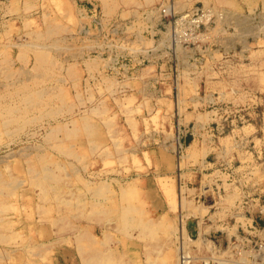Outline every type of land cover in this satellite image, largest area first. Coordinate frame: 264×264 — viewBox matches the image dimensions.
<instances>
[{
    "label": "rangeland",
    "instance_id": "rangeland-1",
    "mask_svg": "<svg viewBox=\"0 0 264 264\" xmlns=\"http://www.w3.org/2000/svg\"><path fill=\"white\" fill-rule=\"evenodd\" d=\"M69 1L74 7V11L67 4L61 6L58 0H0V73L2 74H0V93L6 89H13L15 84L20 81L26 80L30 83L31 75L34 72L31 60L26 63L16 59L13 64L2 61L3 51L13 48V57L16 58L19 48L13 44L24 42L27 45L29 43L27 50L28 54L32 55L34 46L40 42V44L45 45L46 51H50L51 59L56 62L53 79L45 78L43 85L50 87V90H55L59 84L64 85L73 102L71 110H68L61 101H56L51 106H47L46 108L50 111L55 108L63 110V112L57 113V118L45 111L46 108L42 111L37 108L33 109L26 116L36 119L34 122L23 126V130L22 128L18 130L17 124L10 125L7 127L8 129L2 126V129L0 128V135L2 134V137L0 136V169L2 170L3 166L6 168L11 166L12 172L15 171L14 173L19 178H23L21 161L23 160L21 165L24 167L27 165L24 159L26 161L37 153H48L53 161H60L61 164L67 166V169L60 170V173L66 175L67 172L66 176H70L71 188L68 187V190L72 189L77 203L91 198L93 193L90 187L99 181L98 179L107 180V187L109 188H107L106 195L99 196L101 199H105L103 201L106 204H118L120 198L118 186L121 183H127L129 179H139L143 185H149L154 198L165 204L168 197L162 183L169 179V184L175 186L176 193L178 187L183 184L182 186L186 187L184 196L187 201L189 198L183 211L187 212L192 206L207 209L203 216L199 213L195 215L190 213L185 220L183 219L182 223L178 220L180 211L177 207L165 212V224L170 230H168L169 232L179 234L182 226L187 231L186 249L189 251L188 255L191 256L188 257L191 259L190 263L250 264L251 261L255 262L253 254L249 250L252 248L250 243L241 242V249L242 252H246L245 255L238 252L239 248L233 247V243L235 244L237 235H240L243 241L246 240V237L264 236V213L260 211V207L264 204V1L234 0L233 2L232 0L231 2L211 3L206 0L207 4L228 9L231 14L228 24L230 26V22H232V26L227 29H223L221 25L216 26V28L213 26L205 39L188 45L180 52L165 53L159 51L152 53L148 49L146 53L139 52L137 57L126 53L130 46L123 47L125 42H120L121 39L118 40L117 44L113 42L109 45L116 48L118 52H123V54L119 56L117 53L110 56L109 52L102 54L97 47L102 43V38L99 36L88 37L96 40V50H92L90 54L86 49L88 46H85L84 40H86V44L88 40L84 31L87 32L86 27L91 26L95 27L96 31V21L93 19L96 17L98 21L104 20L106 18L105 11L101 8L98 0L92 1L95 5L90 2L89 6L77 0ZM158 1L151 8H157L160 5ZM177 2L181 9L195 4L193 0L191 2L177 0ZM146 9L142 8L139 11L125 9L118 14H113L109 19L120 16L118 18H121L122 22H126L134 17L135 24H138L140 19H144L143 15ZM46 14L47 17H45ZM84 14L90 19L91 24L81 29L79 20L85 16ZM242 17L245 22L236 21ZM232 18L233 20H231ZM50 20L54 23L64 24L68 31L52 38L34 39L31 33L32 29L45 31L46 23ZM143 22L141 23V30L145 36L144 42H147L146 40L151 39V36L143 32ZM42 26L45 28L43 29ZM220 28L222 29L220 30ZM108 29L109 27H105V30ZM128 32L133 36L132 30H128ZM54 38H57L59 46H51ZM99 41L101 42L99 43ZM105 42L107 43V41ZM6 43L9 45L7 46ZM31 43L35 44L31 45ZM80 44L84 46L82 47ZM143 44L140 45L149 48L155 44V41L152 42V45L151 43L150 45ZM2 45H4L3 48ZM48 45L51 46L50 49ZM78 45L81 48L80 46L77 47ZM74 49L75 51L79 50L75 52ZM97 54H101L109 60L108 66L105 65L104 68L98 66L99 70L95 69V75L91 77V71L85 67V60L90 57L94 58ZM53 55L54 58H52ZM32 60L34 61V58ZM68 62L76 63L81 72L79 76L69 78L64 68H60L61 65H68ZM21 66L27 69L29 75L24 73L15 75L13 78L8 76V71L18 70ZM112 66L117 67L121 73H118L115 68L111 69ZM147 67H151V72L145 73ZM100 70L104 71L107 77L113 78L115 76L118 81L119 79L122 80V84L125 85L117 84L111 89L107 88L106 85L100 83ZM125 70L132 77L131 79L123 80L122 72ZM89 77L90 79H88ZM176 77L179 85L177 82L172 83V79ZM58 78L64 79L58 81ZM91 93L94 94L91 95ZM92 107L104 110L103 114L99 115L97 112H92L91 115L95 121L101 123L98 135L89 137L84 134V130L74 132L70 136H67L65 131L50 133V127L57 124L58 121L67 122L68 128H72L73 131L77 126L79 129L82 128V115H85L87 110H91ZM72 119L76 120L73 121ZM46 140L50 141L47 143ZM67 148H73L75 156L67 155L65 153ZM123 154L125 157H120ZM179 162H181L180 166H178ZM50 166L56 167L55 164H50ZM158 176H161V179ZM82 178L88 181L85 182ZM116 178L117 182L115 181ZM79 180L82 181L79 182ZM108 181L111 183L108 184ZM27 182L28 180L22 184L25 188H17L14 193L11 192L15 195L12 199H16L17 202L24 199L19 195L31 194L35 203L36 201L41 202L43 198L41 188H37L30 181ZM87 187L88 189H86ZM8 195L10 194L6 196ZM230 200H233L232 203ZM163 208L158 207L156 214L163 212ZM32 214L31 221L26 216L28 215L27 211L22 206H17L16 209L11 208V211L7 212L4 209V215L13 220L17 232L25 233L29 228L35 230V234H32L29 239L31 242L47 241L46 243L49 242L50 244L59 239L60 234L54 227L48 230V227L39 221L40 213L33 211ZM252 218L255 220V225L257 223L260 225V228H257L260 229L259 231L251 227ZM30 221L31 223H29ZM187 224L199 225L201 230L191 234L187 230ZM83 225V229L85 227L91 228V223H87L86 220ZM41 230L44 233L43 236H40ZM133 231L135 234V230ZM67 234L69 235L68 232L63 235L67 237ZM200 236L208 239V241L204 243L202 240L196 241ZM26 238L18 235L12 238V242L9 240L11 243L9 241L1 243L0 241V256L3 257L0 259V264H23L24 258H19L27 254L22 252L27 248H25L27 245L24 242L29 240ZM62 244H54L51 251L46 252L38 261L33 256L36 261L32 264H57L58 256L62 254V246H75L72 242L70 245L69 243ZM112 245L114 244L112 243ZM241 256L246 257L247 262L243 263ZM78 258L79 256L76 254L70 256V260H73V263L70 264H79L80 259ZM60 259L59 264H67L64 263L63 256ZM190 263L188 262V264ZM171 264H175L174 254Z\"/></svg>",
    "mask_w": 264,
    "mask_h": 264
},
{
    "label": "bare ground",
    "instance_id": "bare-ground-1",
    "mask_svg": "<svg viewBox=\"0 0 264 264\" xmlns=\"http://www.w3.org/2000/svg\"><path fill=\"white\" fill-rule=\"evenodd\" d=\"M58 1L61 4V6L67 4L70 7H72L73 11L75 10L74 7L72 6V3L69 0H58ZM91 1L94 2V0H91ZM157 1L156 0H122V3L124 2L128 6L126 9H132L134 11H137V10L139 11L142 8L143 9L147 8L144 11V13L146 14L147 12L149 13V12L152 11L151 7L153 5H155V3H157ZM231 1L232 0H230V2ZM100 2L102 4L101 8L102 9L104 8V11H105V14H106V18H104L103 22L106 23L105 27L107 28V27H109L110 22L115 18L114 17V18H110L109 19V17L112 16V14L114 13V10L116 9L113 6L114 0H100ZM158 2H159L160 5L162 4V6H170L171 8L173 6V7H175V9H180V10L186 9V8L181 9V7L179 6L180 4H178L177 0H160ZM230 2H229V4H230ZM233 2H234V0H233ZM115 3H117V2H115ZM202 3H204V2H202ZM24 4H23V6H24ZM204 4L211 5L209 3L208 4L204 3ZM96 5H97V3H96ZM118 5H119V3H118ZM213 7H215V6H213ZM30 8H32V7H30ZM149 8H151V9H149ZM216 8H223V7H216ZM9 11L11 12L12 10H9ZM251 11L253 12V10H250V12ZM262 11H263V9H262ZM22 14L24 15V13H22ZM47 14H46L45 17H47ZM71 15H73V13ZM233 16H234V14H233ZM237 16H238V14H237ZM118 17H120V16H118ZM118 17H116V18H118ZM132 19L134 20V17L131 18V20ZM148 20H150V19H148ZM231 20H233V18ZM237 20L243 21L244 19L242 17V18L236 19V21ZM79 21L81 23L80 24L81 25L80 26L81 29H83L86 26H88L89 24H91L90 19L86 15L83 16V18H80ZM239 21H238V23H239ZM135 22H136V20H135ZM243 22H245V21H243ZM141 23H142V19H140L138 21V24L136 26H131V27L127 28V31L128 30H132L131 34L132 35L135 34V37L132 38L130 33L128 32L129 38L125 41V45L123 46V47L130 46L127 49L126 53H129L132 56H136V57L139 56L138 55L139 52H145L146 53V51L148 49L154 48L155 45H156V43H155L153 46H151L149 48L140 45L141 43L142 44L144 43L146 45H150V43H151V45H152V42H154L153 38L146 40L147 42H144L145 41V36L142 34ZM46 24L47 25H46L45 31H43V30L41 31V30H37V29L33 30L32 29L31 33L33 34V38L34 39L52 38L55 35H59L60 33L68 31L67 27H65L64 24H59L58 22L54 23V21L51 22V20H50V22H48ZM227 24H228V21H227ZM43 26H45V25H43ZM43 26H42V28H43ZM240 26H241V24H240ZM215 28H216V26H215ZM244 28H246V27H244ZM221 29L222 28H220V30ZM215 31H216V29H215ZM24 32H26V31H24ZM27 34H28V32H27ZM86 34L89 35L91 33L89 31H87ZM63 37H65V36H63ZM28 38H29V36H28ZM33 38L31 37V39H33ZM87 40H88L87 44H86V40H84L85 41V46L86 47L88 46V48H86V49L91 54L92 50H94V51L96 50L95 49L96 48L95 47V45H96L95 41L96 40L94 41V40H92V38L89 39L88 36H87ZM220 41H221V39H220ZM9 42H10V40H9ZM100 42L101 41H99V43ZM107 43L108 44H113L112 39L107 40ZM117 43H118V41L115 44H117ZM32 44H35V43H31V45ZM8 45L9 44H7V46ZM13 45L18 46V48H19V52L17 51L18 52L17 57L16 58L13 57L14 56V53H13L14 51H13V48H10V49H7V50L3 51V59H2V61L11 62L13 64L16 59L22 60V61H24L26 63L31 60L32 63H33L32 69L34 70V72L31 75L32 79H31L30 83H28L29 81L26 82V80L25 81L23 80V81H20L18 84H15L13 89H6L5 91L0 93V128L2 129V126L7 128V127H9L12 124H14V125L17 124V126H18L17 129L19 130V129L22 128V130H23L24 129L23 126L27 125L28 123L34 122V120L36 119V118H27L28 116H26V115H27L28 112H30V111H32L33 109H36V108L38 110L42 111L44 108H46L47 106H51L56 101H61L64 105L67 106V108L69 110L73 106V102H72L69 94L67 93V90L64 88V85L59 84L56 87L55 90H50L49 89L50 87L48 88V87L43 85V82L45 81L44 80L45 78L53 79V77H54L53 76L54 64L56 63V62L53 61V59H51V56H50L51 54H49L50 51L48 52V51H46L47 49L45 50V45L40 44V42L38 44H36L34 46L32 55L28 54L27 46H29V43L27 45V43H24V42L22 43L21 42V43H14ZM80 45H78L77 47H79ZM138 45H139V47H137ZM3 46L4 45H2V48H3ZM51 46L52 47L59 46L57 38L56 39L54 38L53 43H51ZM51 46H49V49H50ZM81 46H80V48H81ZM99 46H98V48H99ZM244 46H246V45H244ZM102 47H103V45H102ZM78 50H76V51H78ZM74 51H75V49H74ZM58 53H59V51H58ZM60 55H62V54L60 53ZM32 58H34V61L32 60ZM52 58H54V55H53ZM107 58H108V56H107ZM139 60H136V61H139ZM108 61L109 60L105 59L101 54H97L96 57H94V58L90 57V58L85 60V64H86L85 67L88 68V71H91L90 76L94 77V75H95L94 74V70L95 69L99 70L98 66H103V68L105 67V65L108 66ZM68 63H69L68 65H64V66L61 65L60 68L61 69H62V67L64 68V71L66 72V74H67V76L69 78H74L75 76H79L81 72H80L79 68H77L76 63H72V62L71 63L68 62ZM81 68H84V67H81ZM4 69H6V68H4ZM7 69H8V67H7ZM57 69H59V68H57ZM9 70H11V69H9ZM104 70H106V69H104ZM151 70H152L151 67H147V70H146L145 73H149V72H151ZM8 72H9V73H7L8 76H10L12 78L15 77V75H22L24 73L28 74L27 69H25L22 66L18 70L8 71ZM118 72L121 73L120 70H118ZM3 74H4V72H3ZM122 74H123V77H124L123 80L132 78L128 74L127 70L123 71ZM99 77H101L100 83L106 85V87L110 88V89L113 88L117 84L118 85L119 84L120 85H125V84H122V82H123L122 80L119 79V81H118L115 76L113 78L111 76L107 77L105 75V72L101 71V70L99 71ZM135 77H136V75H135ZM63 79L64 78H58L57 80L58 81H61V80L63 81ZM88 79H90V77ZM134 80H135V78H134ZM179 81H181V80H179ZM194 81H195V79H194ZM96 83H97V81H96ZM1 84H3V83H1ZM53 84H55V83H53ZM187 84L189 85V83H187ZM177 85H179V82L177 83ZM188 90H190V89H188ZM100 91H102V90H100ZM184 91H185V89H184ZM93 94L94 93H91V95H93ZM100 95H101V93H100ZM94 100H95V98H94ZM101 109L102 108L98 109L97 107L96 108L92 107L91 110L88 109L87 113L85 115H82L81 120H82V126L83 127L80 128V129L77 126L75 128V130L73 131L72 128L71 129L68 128L67 122L58 121L57 124L52 125L50 127V133L51 134H55L58 131H65L67 136H70L74 132H79V130H84L85 131L84 134H87V136H89V137H94V136L99 134V131H100V128H101V123H100V121H95L92 118L91 115H92V112H95V113L97 112L99 115L103 114L104 110L103 109L101 110ZM45 111H47L49 114L53 115L54 118L58 117L57 113L63 112V110L61 108H55L52 111L47 109ZM48 113H46V114L48 115ZM40 117H42V116H40ZM66 119H68V118H66ZM63 120H64V118H63ZM72 120L74 121L76 119H72ZM52 121L54 122V120H52ZM110 121H111V119H110ZM36 122H37V120H36ZM79 122H77V123H79ZM40 123H41V121H40ZM30 126H31V124H30ZM33 126H35V125H33ZM6 128H5V130H6ZM22 130H21V132H22ZM12 133H14V132H12ZM14 135H15V133H14ZM0 136L2 137V134ZM117 138H118V136H117ZM49 141H47V143ZM55 142H57V141H55ZM53 146H55V145H53ZM40 150H41V148H40ZM96 150H98V149H96ZM100 150H102V149H100ZM84 152H86V151H84ZM29 153H31V152H29ZM65 153L67 155L75 156L74 155L75 152L73 151V148H67L65 150ZM97 153H98V151H97ZM33 154H35V153H33ZM124 154H125V152H124ZM124 154H123V156H120V155L119 156L120 157H125ZM63 155H64V153H63ZM76 155H77V153H76ZM17 157H19V156H17ZM55 160H57V159H55ZM18 161H20V160L18 159ZM22 161H21V163H22ZM8 162H9V160H8ZM24 162H27V165L24 166V167H22V165L20 163V166L22 168L21 172L24 174L23 178H19L14 173L15 171L12 172V167L11 166H7L8 169L6 168V166L5 167L3 166L2 170L0 169V241H1V243L2 242H4V243L6 242L7 243V241H9V240L11 241L13 237H15V236L17 237L18 235L19 236L22 235V237H25V238L27 236H29L28 238H26L27 240H29L31 238L32 234L33 235L35 234V230H33V228L32 229L29 228L25 233L17 232L15 230V228H14L13 220L9 219L8 217H6V215H4V209L7 212V211H11V208L12 209H16L17 206H22L27 211L28 215H26V216H28L31 221H32V217H33V214H32L33 211L40 213L41 216L39 217L40 218L39 221L41 223L45 224L44 226H47L48 230H49V228L54 227L57 230V232H59L60 236H59V239L52 241V243H50V244H49V242L46 243L47 241L46 242H31L30 240L29 241L25 240L24 244L27 245V246H25V248L26 247L27 248L24 249L22 252L23 253L26 252L27 254H24L23 257L19 258V259L24 258L23 259V262H24L23 264L35 263L36 258H37V261L39 259H41L42 258L41 256H44L46 252L51 251V248L54 246V244H62V243H67L68 244L69 243V245H70L71 242L75 246L74 247L71 246V245L70 246H62L63 247L62 248V253H65L66 255H70V256H72L73 254L78 255L79 256L78 259H80V263L79 264H171V261H172V258H173V254H174V257H175V264H188V262L190 263L191 259H189L188 257H191V256L188 255L189 251L186 249V247H187V233L186 232L187 231L182 226V227H180L179 234H177L176 232H174V234H173L172 231L169 232L170 230L167 228V226L165 224V219H166V213L165 212H169L170 210L175 209L177 207V209H179V211H180V213L178 215V220H180L181 223H182L183 219L185 220V218H187L188 215H190V213H192L194 215L199 213V214H202V216H203V214L205 213V211H207V209L206 208L199 209V208H197L195 206H192L190 209H188L187 212L183 211L184 206H187L188 201H189V198H188V201H187L186 197L184 196L186 187L182 186L183 184L178 187V191L176 193L175 186L173 187V186H171V184H169V181H168L169 179H167L164 182L162 181L163 182L162 185H164V190H165V193H166V195L168 197L167 198V203L165 204L164 202L162 203L160 200H157V199L154 198L153 193L151 192L152 189H150L151 187L149 185H143L142 182L139 179H132V180L129 179L127 181V183L124 182L125 184L121 183L118 186L119 190H120V193H119L120 194L119 195L120 198H119L118 204L117 203L116 204H114V203L106 204V202L103 201L105 199L104 198L101 199L99 196H101L103 194H104V196L106 195L105 193L108 190L107 188H109V187H107V182H106L107 180L104 181V180L98 179L99 181L96 180L97 182L95 181L96 183L93 184L90 187V190L93 193L92 196H91V194H89L91 196V198H87V199L81 200L82 203L80 201L77 203L76 200H75L74 193L72 192V189L68 190V187L71 186L70 185L71 182L69 180L70 176L69 177L66 176L68 174L67 172H66V175H62L63 173L62 174L60 173V170L67 169V166L61 164L62 162L60 163V161L59 162L58 161L57 162L53 161L51 155L48 154V153H39V154L37 153V155H35L34 157H32L30 159H27L26 161L24 159ZM14 163L16 164L17 162H14ZM14 163H13V165H15ZM5 164H8V163H5ZM50 164H55L56 167H51ZM84 165H85V163H84ZM180 165H181V162L178 163V166H180ZM15 166H17V165H15ZM72 166L75 167V165H72ZM119 166H120V164H119ZM85 169H86V167H85ZM99 170H100V168H99ZM17 172L19 173L20 170L17 171ZM108 172H111V171H108ZM75 173H76V171H75ZM158 177H160L159 179H161V176H158ZM82 179L84 180V178H82ZM164 179H166V178H164ZM27 180H28V182L29 181L32 182V184L34 186H37V188L38 187L41 188V190L43 192V198H42L41 202H37L36 201V203H35V200H33V196H31V194L30 195L28 194L27 196L24 195V194L23 195H19V196H21V198H24V199H21V200H19L17 202H16V199L15 200L12 199L13 197H15V195L11 194V192L14 193L15 189L22 188L23 187L22 184H24ZM93 180H95V179H93ZM171 180H172V178H171ZM81 181L82 180H79V182H81ZM86 181H88V180H86ZM115 181L116 182L118 181L117 178L115 179ZM172 181H174V180H172ZM110 183H111V181L110 182L108 181V184H110ZM30 184H28V185H30ZM28 187H30V186H28ZM23 188H25V187H23ZM65 188H66V190H65ZM86 189H88V187ZM109 192H110V189H109ZM16 193H17V191H16ZM5 194L6 195L10 194V195L6 196ZM232 201H231V203H232ZM50 202H51V204H50ZM145 204H147V206H145ZM158 207L159 208L160 207H162V208L164 207L163 208V212H161L159 214H156ZM260 209L264 210V207H262V208L260 207ZM241 217H243V216L241 215ZM241 217H239V218H241ZM39 218H37V219H39ZM85 220L87 221V223H89V222L91 223V225H90L91 228L90 227H88V228L85 227V229H83L84 225H85V224L83 225V223H84ZM31 221L29 223H31ZM27 225H28V223H27ZM38 227H40V225ZM10 230H11V232H10ZM133 230H135V234L133 233L134 232ZM259 230L260 229H258V231ZM66 232L69 233V235L67 234L68 235L67 237L63 235ZM18 233H20V234H18ZM40 234H41L40 236L44 235L42 230L40 231ZM261 237H263V235H261ZM236 239L238 241V244H234L233 243V247H238L239 248L238 252L244 253V255H245L246 252L245 251L242 252V249H241V242L244 243L243 238L240 235H237ZM198 240H202L203 243L208 241V239L202 238L201 236L198 237V239L196 241H198ZM10 241H9V243H11L13 240L11 242ZM112 243L114 245H112ZM4 246H6V245H4ZM249 250L252 252V253L251 252L250 253L253 254V259L255 261V262L251 261L250 264H262V262H261L262 254L259 251L254 250L252 248H250ZM56 252H57V250H56ZM58 252H60V251H58ZM33 256H35L36 258L35 257L33 258ZM60 257L61 256H58L57 264H59V262L61 260ZM74 257H75V255H74ZM2 258L3 257L0 256V259H2ZM215 260H218V259H215ZM242 260H243V263L247 262L246 257H242ZM16 261H18V260H16ZM69 262H70V259H69ZM216 263H218V262H216ZM194 264H195V262H194Z\"/></svg>",
    "mask_w": 264,
    "mask_h": 264
},
{
    "label": "built area",
    "instance_id": "built-area-1",
    "mask_svg": "<svg viewBox=\"0 0 264 264\" xmlns=\"http://www.w3.org/2000/svg\"><path fill=\"white\" fill-rule=\"evenodd\" d=\"M230 15L226 8H216L201 2L195 3L184 10L175 9L173 6L172 8L162 6L161 4L157 8H152L151 12L143 15L145 19H142L144 21L142 28H144L143 32L150 35L156 43L154 48L149 49L152 53L159 51L165 53L180 52L188 45L198 43L206 38L213 26L221 25L223 29L232 26V22L230 26L226 23L231 18ZM93 20L96 21L97 30L95 31V27L92 26L86 27L91 33L86 35L102 38V44L98 45V49L102 51V54L103 52H109L110 56L113 53H117L118 56L123 54V52H118L116 48L110 47L105 41L112 39L113 42H117L121 39L120 42H125L129 38L127 28L137 25L134 24L135 19L122 22L121 18H114L110 22L108 30H105L106 23L102 19L98 21V18L95 17ZM123 27L125 29H122ZM84 32L86 33V31ZM131 37L134 38V35ZM114 68L117 70V67H111V69ZM175 82H177V77L172 79V83L175 84ZM262 207H264V204ZM260 211L264 213L263 209H260ZM254 222L255 220L252 218L251 227H254V229L260 228V225L258 223L255 225ZM244 242L250 243L252 249L262 254L261 262L264 264V236L246 237ZM235 244H238L237 239Z\"/></svg>",
    "mask_w": 264,
    "mask_h": 264
},
{
    "label": "crops",
    "instance_id": "crops-1",
    "mask_svg": "<svg viewBox=\"0 0 264 264\" xmlns=\"http://www.w3.org/2000/svg\"><path fill=\"white\" fill-rule=\"evenodd\" d=\"M77 1H79V2H82L83 4H85V5H87V6H89L90 5V1L89 0H77ZM184 1H187V2H191L192 0H184ZM193 1H195V3L197 2H204V3H206V0H193ZM208 1H210L211 3H218V2H224V1H226V0H208ZM227 1H230V0H227ZM98 2H99V4L101 5V7H102V4H101V2H100V0H98ZM115 2H117V3H115ZM118 3H119V5H118ZM121 3V4H120ZM117 5V6H116ZM113 6L116 8L115 10H114V15L115 14H118V13H120V12H122L123 10H125L128 6L123 2L122 3V0H114V3H113ZM126 6V7H125ZM88 10V9H87ZM103 10H104V8H103ZM112 14V15H113ZM204 227H207V226H204ZM199 229L201 230V228H200V226L198 225V226H192V225H189V224H187V230H188V232L189 233H191V234H194V233H197V230H198V232H199ZM61 256H63V258H64V261H65V263H67V264H69V263H73V261L72 260H70V262H69V259H70V255H66L65 253H62L61 254Z\"/></svg>",
    "mask_w": 264,
    "mask_h": 264
},
{
    "label": "water",
    "instance_id": "water-1",
    "mask_svg": "<svg viewBox=\"0 0 264 264\" xmlns=\"http://www.w3.org/2000/svg\"><path fill=\"white\" fill-rule=\"evenodd\" d=\"M91 3H93L91 0H89ZM93 5H95L94 3H93Z\"/></svg>",
    "mask_w": 264,
    "mask_h": 264
}]
</instances>
